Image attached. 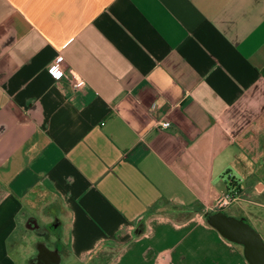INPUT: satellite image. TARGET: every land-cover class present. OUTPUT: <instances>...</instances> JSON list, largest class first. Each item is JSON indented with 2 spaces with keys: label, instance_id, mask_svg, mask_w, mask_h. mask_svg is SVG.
Returning <instances> with one entry per match:
<instances>
[{
  "label": "crops",
  "instance_id": "crops-1",
  "mask_svg": "<svg viewBox=\"0 0 264 264\" xmlns=\"http://www.w3.org/2000/svg\"><path fill=\"white\" fill-rule=\"evenodd\" d=\"M230 180L264 242V0H0V264H250Z\"/></svg>",
  "mask_w": 264,
  "mask_h": 264
},
{
  "label": "water",
  "instance_id": "water-1",
  "mask_svg": "<svg viewBox=\"0 0 264 264\" xmlns=\"http://www.w3.org/2000/svg\"><path fill=\"white\" fill-rule=\"evenodd\" d=\"M208 219L225 238L244 245V255L250 264H264V242L249 224L221 211L210 214Z\"/></svg>",
  "mask_w": 264,
  "mask_h": 264
},
{
  "label": "built area",
  "instance_id": "built-area-1",
  "mask_svg": "<svg viewBox=\"0 0 264 264\" xmlns=\"http://www.w3.org/2000/svg\"><path fill=\"white\" fill-rule=\"evenodd\" d=\"M63 77L64 75H59L57 80H61ZM71 83L74 88L78 89L82 86L83 80H81L77 73L73 72L71 76ZM157 125L159 128H167L169 126V121L167 119H162ZM239 194L240 191L237 182L230 180L227 189L216 199L214 204L211 206V209L214 211L226 209L238 199Z\"/></svg>",
  "mask_w": 264,
  "mask_h": 264
},
{
  "label": "rangeland",
  "instance_id": "rangeland-1",
  "mask_svg": "<svg viewBox=\"0 0 264 264\" xmlns=\"http://www.w3.org/2000/svg\"><path fill=\"white\" fill-rule=\"evenodd\" d=\"M205 221L209 224V221H208V216H205ZM224 238V237H223ZM225 239V241L229 244V246L231 247L230 249H235V248H237L239 251H241L242 252V245H240V244H237V243H234V242H232V241H230V240H228V239H226V238H224Z\"/></svg>",
  "mask_w": 264,
  "mask_h": 264
},
{
  "label": "flooded vegetation",
  "instance_id": "flooded-vegetation-1",
  "mask_svg": "<svg viewBox=\"0 0 264 264\" xmlns=\"http://www.w3.org/2000/svg\"><path fill=\"white\" fill-rule=\"evenodd\" d=\"M222 211H223V210H222ZM222 211H221V212H222ZM242 246H243V244H242Z\"/></svg>",
  "mask_w": 264,
  "mask_h": 264
},
{
  "label": "trees",
  "instance_id": "trees-1",
  "mask_svg": "<svg viewBox=\"0 0 264 264\" xmlns=\"http://www.w3.org/2000/svg\"><path fill=\"white\" fill-rule=\"evenodd\" d=\"M239 187V186H238Z\"/></svg>",
  "mask_w": 264,
  "mask_h": 264
}]
</instances>
